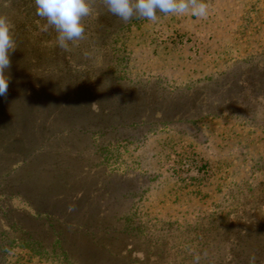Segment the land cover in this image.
I'll return each instance as SVG.
<instances>
[{
  "label": "rangeland",
  "instance_id": "374dc122",
  "mask_svg": "<svg viewBox=\"0 0 264 264\" xmlns=\"http://www.w3.org/2000/svg\"><path fill=\"white\" fill-rule=\"evenodd\" d=\"M207 2L206 18L158 13L155 23L134 17L103 34L95 12L104 6L94 0L85 39L68 51L54 29L40 20L28 27L25 14L0 4L22 22L8 104L21 91L12 81L49 64L70 88L176 93L211 83L251 94L235 111L125 130L127 140L73 135L64 144L80 154L85 197L68 216L39 213L19 192L7 197L25 172L0 167V264H249L251 255L264 264V0Z\"/></svg>",
  "mask_w": 264,
  "mask_h": 264
},
{
  "label": "trees",
  "instance_id": "16d2710c",
  "mask_svg": "<svg viewBox=\"0 0 264 264\" xmlns=\"http://www.w3.org/2000/svg\"><path fill=\"white\" fill-rule=\"evenodd\" d=\"M24 1L0 0V4L7 2L21 18L25 14L26 24L28 20L46 24L29 11L32 7L35 12L34 0L31 4ZM95 13L97 31L113 34L123 28L124 22L105 7ZM13 24L18 32L22 27L20 17ZM38 39V43H42L43 39ZM39 70L33 74V79L21 76L17 82L12 81L14 88L21 90L15 103L8 104L5 96L0 98V167L8 174L12 165L19 164V169L25 172L20 180L6 186L9 189L6 195L10 197L19 192L39 213L68 216V212L73 213L85 197L80 186L83 174L80 154L76 148L64 144L73 135L101 136L103 132H115L120 139L123 131L133 128L190 124L199 115L235 111L238 105L245 103L244 96L251 97L244 90H226L221 85L215 90L216 86L211 83L205 84L200 88L202 90L176 93L107 90L99 82L88 89L82 83L70 88L65 81L67 76L55 77L50 64L41 65ZM209 85L211 90H205ZM92 90L100 91L93 94ZM130 137L124 136L122 140ZM55 204L62 206L58 208ZM259 262L260 258L256 259V264Z\"/></svg>",
  "mask_w": 264,
  "mask_h": 264
},
{
  "label": "clouds",
  "instance_id": "9594fccd",
  "mask_svg": "<svg viewBox=\"0 0 264 264\" xmlns=\"http://www.w3.org/2000/svg\"><path fill=\"white\" fill-rule=\"evenodd\" d=\"M36 15L46 21L44 30L52 28L57 33V45L70 50V44L85 39L86 18L93 15L94 0H34ZM106 10L127 23L134 17L157 22L158 13L165 15H191L206 18L207 0H101ZM14 24L0 14V96H6L10 77L6 69L11 66L10 53L16 47ZM71 210V209H69ZM199 258L197 257V264ZM249 264H256L255 255L249 257Z\"/></svg>",
  "mask_w": 264,
  "mask_h": 264
}]
</instances>
